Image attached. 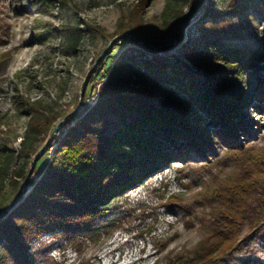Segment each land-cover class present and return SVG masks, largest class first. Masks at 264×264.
Instances as JSON below:
<instances>
[{
  "label": "rangeland",
  "instance_id": "rangeland-1",
  "mask_svg": "<svg viewBox=\"0 0 264 264\" xmlns=\"http://www.w3.org/2000/svg\"><path fill=\"white\" fill-rule=\"evenodd\" d=\"M167 1L0 0V137L17 148L34 109L32 103L40 99L60 118L38 152L58 126L48 145L54 143L53 151L67 120L81 111L85 96L88 103L96 102L101 83L93 88L90 77L111 48L119 54L129 46L139 47L149 58L177 55L180 46L199 35L198 23L207 18L210 8L238 4L229 15L237 34L233 36L236 30H229L231 34L222 39L244 62L232 83L236 98L244 99L236 120L247 123L238 127V138L231 141L227 134L214 133L205 142L184 143L181 149L171 144L168 152L173 156L117 199L119 209L109 216L105 228L92 235L48 231L33 239L30 247L36 253V264H172L174 255H190L189 251L210 236L207 221L219 206L216 191L233 182L239 171L228 145L241 142L249 154L264 157V0H175L187 16L180 28L147 36L153 41L148 49L145 44L122 39L120 32L133 14L149 26H162ZM77 27L82 36L76 41L72 35ZM189 62L212 77L225 76V62L207 63L198 56ZM202 115L204 127H209L211 116ZM44 154L30 178H40L49 159ZM29 191L26 187L25 195ZM14 196L15 190L7 185L0 196V212ZM245 237L246 228L235 250L220 256L216 264H264V237Z\"/></svg>",
  "mask_w": 264,
  "mask_h": 264
},
{
  "label": "trees",
  "instance_id": "trees-1",
  "mask_svg": "<svg viewBox=\"0 0 264 264\" xmlns=\"http://www.w3.org/2000/svg\"><path fill=\"white\" fill-rule=\"evenodd\" d=\"M237 5L210 8L198 23L199 35L180 46L177 55L149 58L145 50L129 46L119 54L111 48L100 59L90 77L93 88L101 83L98 99L90 104L84 97L81 111L67 120L53 151L54 143L46 149L49 159L40 178L31 177L30 191L0 217V264H36L30 243L48 231L92 235L105 228L119 209L117 199L172 157L170 146L200 144L214 133L227 134L231 141L238 138V127L247 123L236 120L244 99L236 98L232 83L244 62L222 42L229 30L237 34L229 18ZM178 6L167 1L162 26H149L133 14L120 32L122 39L141 45L140 37L148 49L153 41L147 36L173 31L187 17ZM80 36L77 27L72 37L77 41ZM196 56L207 63L225 62V76L196 70L189 62ZM32 104L19 146L0 137V196L10 184L17 197L34 156L60 118L42 100ZM204 113L212 118L209 127H204ZM228 146L239 171L233 182L216 191L219 206L207 221L210 236L190 255H174L172 264H216L235 250L245 228V239L264 237V157L249 154L241 142Z\"/></svg>",
  "mask_w": 264,
  "mask_h": 264
},
{
  "label": "water",
  "instance_id": "water-1",
  "mask_svg": "<svg viewBox=\"0 0 264 264\" xmlns=\"http://www.w3.org/2000/svg\"><path fill=\"white\" fill-rule=\"evenodd\" d=\"M179 28H180V27H179ZM179 30H180V29H178V32H177V40H178V36H179ZM136 38H137V40H138L140 43L146 45V43H145L140 37H136ZM109 47H110V45L105 49L104 52H106V51L109 49ZM86 83H87V79H85V81H84V83H83L81 98H82V96H83V94H84ZM81 106H82V104H81ZM69 116H70V115H69ZM68 118H69V117H67V118H65L63 121H61V122H60V125L63 124V123L65 122V120L68 119ZM57 129H58V126L54 129V132L52 133L51 137L47 140V142L44 144V146L41 148V150H40V151L37 153V155L35 156V159H34V161H33V163H32V166H31L30 172H29V174H28L26 180L24 181V183H23V185H22V187H21V190H20L18 196H17V197L11 202V204H10L8 207H6L2 212H0V217L4 216V215H5V214L11 209V207H12V206L18 201V199L21 197V195H22L23 192L25 191V188L27 187L28 180L30 179V176H31V174H32V172H33V168H34V165H35L37 159H38L40 156H42V155L44 154V152L46 151V148H47L48 145L50 144V142H51V140H52V138H53L55 132L57 131Z\"/></svg>",
  "mask_w": 264,
  "mask_h": 264
}]
</instances>
